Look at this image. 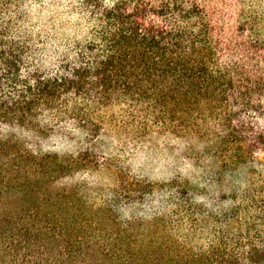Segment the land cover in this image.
<instances>
[{
    "label": "trees",
    "instance_id": "trees-1",
    "mask_svg": "<svg viewBox=\"0 0 264 264\" xmlns=\"http://www.w3.org/2000/svg\"><path fill=\"white\" fill-rule=\"evenodd\" d=\"M252 1L0 0V264H264V192L234 208L240 220L209 224L204 244L194 229L118 219L114 194L100 219L81 184L58 188L79 158L1 133L46 135L41 119L60 117L93 137L90 109L128 102L209 139L224 166L264 152V11ZM164 189L179 222L193 187ZM136 196L156 205L149 186Z\"/></svg>",
    "mask_w": 264,
    "mask_h": 264
},
{
    "label": "rangeland",
    "instance_id": "rangeland-1",
    "mask_svg": "<svg viewBox=\"0 0 264 264\" xmlns=\"http://www.w3.org/2000/svg\"><path fill=\"white\" fill-rule=\"evenodd\" d=\"M257 1L252 3L263 12L264 0ZM156 115L143 105L114 102L90 109L93 137L81 132L76 121L60 117L41 119L52 126L46 135L6 127L1 133L16 136L34 152L79 158L80 169L61 180L58 188L81 184L84 199L80 202L98 212L100 219L109 217L103 210L111 207L113 196L118 195L121 204L116 206L123 207L118 210V219L164 222L167 232L175 228L170 232L173 235L194 229L198 232L195 236L203 237L200 243L205 244L213 236L209 224L240 220L234 208L264 192V152L250 155L241 164L224 166V158L209 139L173 130ZM148 186L157 196L154 206L136 201V194ZM165 186L193 187L183 202L188 210H177L181 213L179 222L170 213L175 210L170 206L173 198L164 192ZM179 206L176 209L185 207Z\"/></svg>",
    "mask_w": 264,
    "mask_h": 264
}]
</instances>
